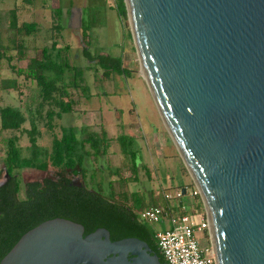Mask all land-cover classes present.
<instances>
[{"label": "water", "instance_id": "95a60500", "mask_svg": "<svg viewBox=\"0 0 264 264\" xmlns=\"http://www.w3.org/2000/svg\"><path fill=\"white\" fill-rule=\"evenodd\" d=\"M123 2L141 77L206 212L215 264H264V0ZM82 234L77 222L43 220L0 264H161L138 238Z\"/></svg>", "mask_w": 264, "mask_h": 264}, {"label": "rangeland", "instance_id": "374dc122", "mask_svg": "<svg viewBox=\"0 0 264 264\" xmlns=\"http://www.w3.org/2000/svg\"><path fill=\"white\" fill-rule=\"evenodd\" d=\"M14 7L19 23L32 21L36 23L37 28L30 35H18L15 41H11L13 36L7 25L10 11ZM56 7H59L60 15L53 10ZM72 8L75 9L74 16L66 13L67 9ZM115 11L113 0H0V45L6 49L3 56H0V87L7 88L0 90V106L16 104V86L22 90H25L26 85L33 86L22 76H15L8 68L6 56L11 57L9 63L24 68L27 59L39 57L41 47L49 45L53 36L57 46L68 44L69 50L62 53L66 54L71 64H76L82 69L87 85L85 93L79 89H68L73 100L72 113L61 115V123L63 126H72L77 139L86 135L100 137L102 131L105 133L106 142L104 146L99 145V150L103 147L105 150L98 158L93 155L88 157L85 162L87 170L84 180L88 181L89 175L97 174L92 169L98 166L103 169L104 175L107 169L110 173L117 171L119 177L112 174L105 179L112 181L115 199L127 205L130 200H124L123 195L127 197L130 193H136L149 205L153 198L159 201L157 197L162 189L172 193L174 188L183 187L185 193L179 201L185 208L195 207L204 211L199 194L198 198L189 194L195 188L193 182L169 140L141 77L127 17L120 20ZM82 31L86 33V38L81 37ZM13 42L21 45L24 53L21 58H17ZM84 45L92 54L121 56L123 65L130 70L129 75L126 78L118 75H112L109 79L102 78L101 70L92 69L94 65L81 56ZM80 128L83 132L79 131ZM55 131L56 134L59 133L57 128ZM120 134L133 138L131 150L137 153L135 173H132L129 156L121 153L115 140ZM36 143L44 147L49 146V132L42 127ZM20 144L23 147L27 144L26 137L22 138ZM84 148L92 151L88 144H85ZM23 153L25 155L27 151L23 149ZM2 157L3 146L0 143V169L3 168ZM52 173L53 169L50 167L46 170L20 169L18 195L21 197L23 194L24 182L38 181ZM69 177L76 182L82 179L80 175ZM2 181L3 172L0 176V182ZM148 225L152 230H160L166 227L167 223L153 222ZM195 237L201 246L208 247L210 242L205 231H195Z\"/></svg>", "mask_w": 264, "mask_h": 264}, {"label": "trees", "instance_id": "16d2710c", "mask_svg": "<svg viewBox=\"0 0 264 264\" xmlns=\"http://www.w3.org/2000/svg\"><path fill=\"white\" fill-rule=\"evenodd\" d=\"M113 1L117 17L125 20L123 0ZM53 10L60 15L59 7ZM66 13L72 16L73 12L67 9ZM7 27L13 36L11 41H15L18 35L33 33L37 25L32 21L19 23L14 7L10 11ZM81 37L86 38L84 31ZM13 43L17 58H21L24 54L21 45ZM68 50V44L57 46L52 36L49 45L41 47L40 56L29 57L24 68L9 63L11 57L6 56L8 68L15 76H22L33 86L26 85L25 90L16 86V104L0 106V143L3 146V168L0 169V176L3 172V181L0 183V258L28 229L43 220L61 217L81 224L82 235L102 227L108 231L110 240L124 237L143 240L159 262L166 264L155 245L153 230L137 219L141 209L165 204L161 195L158 193L159 201L153 198L149 205L136 193L128 194L129 198L122 196L124 200H130L128 205L118 201L112 181L105 178L112 174L119 177V173H110L107 169L104 175L100 166L92 169L97 174L93 172L88 181L84 180L87 170L85 162L90 155L98 158L104 152L105 147L99 150V145L104 146L106 140L103 131L100 137L86 135L77 139L73 127L61 123V115L72 113L73 100L68 89H79L84 93L87 90L82 69L71 64L66 54L62 53ZM0 51V56H3L6 49L0 45ZM81 56L94 65L92 69H100L104 79L112 75L124 78L129 75L130 70L123 65L121 56L92 54L86 46L81 49ZM85 96L88 97L87 94ZM40 127L49 132L48 147L36 143V138L40 137ZM79 131L83 132V129ZM23 137L27 141L24 147L20 144ZM115 140L121 153L129 156L132 173H135L137 153L131 150L133 138L120 134ZM85 144L89 145L91 152L84 148ZM23 149L27 151L25 155ZM48 167L53 169V173L38 181L24 182L20 197L18 171L24 168L46 170ZM69 175H80L82 179L76 182Z\"/></svg>", "mask_w": 264, "mask_h": 264}, {"label": "built area", "instance_id": "2783aa9c", "mask_svg": "<svg viewBox=\"0 0 264 264\" xmlns=\"http://www.w3.org/2000/svg\"><path fill=\"white\" fill-rule=\"evenodd\" d=\"M171 192L162 189L159 194L165 204L141 209L137 213L138 221L146 224L167 223L163 229L153 230L155 245L166 264H215L210 243L208 247H203L195 237V231H205L209 242V223L205 210L185 208L179 201L183 195L179 187ZM189 194L198 196L199 193L194 188Z\"/></svg>", "mask_w": 264, "mask_h": 264}, {"label": "crops", "instance_id": "0c3cea01", "mask_svg": "<svg viewBox=\"0 0 264 264\" xmlns=\"http://www.w3.org/2000/svg\"><path fill=\"white\" fill-rule=\"evenodd\" d=\"M11 87V86H10ZM3 89H7L6 87H0V90H3ZM8 89H12V88H8ZM149 126V125H148ZM157 129V128H156ZM153 132H155L154 130H153ZM170 140V139H169Z\"/></svg>", "mask_w": 264, "mask_h": 264}, {"label": "bare ground", "instance_id": "6f19581e", "mask_svg": "<svg viewBox=\"0 0 264 264\" xmlns=\"http://www.w3.org/2000/svg\"><path fill=\"white\" fill-rule=\"evenodd\" d=\"M141 74H142V76H143V72H142V69H141Z\"/></svg>", "mask_w": 264, "mask_h": 264}, {"label": "flooded vegetation", "instance_id": "af4514ba", "mask_svg": "<svg viewBox=\"0 0 264 264\" xmlns=\"http://www.w3.org/2000/svg\"><path fill=\"white\" fill-rule=\"evenodd\" d=\"M72 15H73V13H72Z\"/></svg>", "mask_w": 264, "mask_h": 264}]
</instances>
